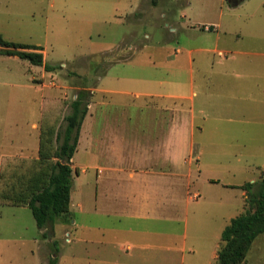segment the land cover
<instances>
[{
  "label": "rangeland",
  "instance_id": "374dc122",
  "mask_svg": "<svg viewBox=\"0 0 264 264\" xmlns=\"http://www.w3.org/2000/svg\"><path fill=\"white\" fill-rule=\"evenodd\" d=\"M206 1L214 9L201 18L218 23L219 33L188 42L193 38L171 30L174 20L190 24L189 16L182 17L172 0H158L155 5L139 0V8L130 15L115 14L116 7L130 0H0L3 38L42 46L45 63L56 66L45 73L44 65L0 54V154L37 158L40 129L33 123L40 125L42 114L57 108V133L83 86L142 91L150 85L157 92L172 90L185 98L175 99L176 104L158 98V107L150 105L156 111L139 108L150 101L143 95L105 94L108 101L126 105L118 119L129 120L132 131L141 125L136 121L161 119L160 109L167 104L176 108L184 104V109L175 111L185 110L182 115L190 119L188 111L194 110L192 181L185 188L176 186L177 194L189 197L185 203H192L188 246L208 229L218 231L228 216L244 213L249 204L243 185L264 175V0H245L237 6L226 0L222 8L220 0ZM217 36L229 52H195V61H190L189 43L214 44ZM180 47L186 48L177 52ZM48 99L57 107L45 103ZM97 117L103 118L104 111ZM75 162L73 167L88 163L83 147ZM82 168L73 173L72 203L115 201L113 193L105 192V183L98 185L96 171L82 173ZM37 229L31 208L1 206L0 236L26 239H0V264H44L56 248L53 256L58 264H73L75 242L67 243L64 234L49 233L53 242L39 252L33 241ZM201 252L207 257L206 247ZM244 264H264V233Z\"/></svg>",
  "mask_w": 264,
  "mask_h": 264
},
{
  "label": "crops",
  "instance_id": "0c3cea01",
  "mask_svg": "<svg viewBox=\"0 0 264 264\" xmlns=\"http://www.w3.org/2000/svg\"><path fill=\"white\" fill-rule=\"evenodd\" d=\"M135 1L136 3H133L134 0H130L123 7H116L115 14H133L140 5L139 0ZM172 1L176 2L178 9L183 11L182 17L189 16L190 24L174 20L171 30L193 38L188 42H194L195 38H203L205 34L219 33L218 23L201 18L208 11H213L214 5L210 1ZM225 1L220 0L221 8ZM243 1L245 0L234 4L228 0L232 6H237ZM185 48L180 47L176 51ZM186 50L192 62L195 61V52L219 54L229 52L227 47L219 45L218 36L214 44L189 43ZM44 70L47 73L45 66ZM88 88L92 92V101L88 106V118L84 119L81 126L72 163L73 166H77L75 154L83 147L88 155V163L79 164L78 167H83L82 173L94 169L98 185L105 183L107 186L105 192L113 193L115 201L71 202L70 213L55 220L53 232H50L51 237L56 233L64 234L67 243L75 242L78 248L71 254L73 264H83L81 260H86L87 264H211L217 258L221 244V241H218L219 237L221 238L225 226L236 216H228L225 220L227 224L221 226L218 231L208 229L205 232L207 235L194 240L192 245L188 246L189 214L192 203H185L189 197L181 193L177 194L176 186L185 188L190 186L192 181L194 150L192 132L196 126L193 121L194 110L188 111L192 115L190 119V115L189 117L182 115L187 113L185 110L178 113L175 111L184 109V104L180 108L167 104L165 108L160 109L161 119L156 116L157 119L152 121H136V124L141 125L137 126V130L132 131L129 120L118 119L122 113L125 114L126 105L120 100L108 101L105 93L111 96L117 92L130 93L136 97L143 95L150 98V101H145L146 103L139 105V108L155 111V107H158V98H170L174 102L175 99L185 96L172 90L157 92L150 85H146L145 90L142 91ZM195 94L193 90L192 95ZM152 102L155 107L150 106ZM189 108L192 109V105ZM103 111L104 117L98 118L97 116ZM115 112L120 115L117 116ZM33 127L40 129L37 123H33ZM38 134L37 151H39L40 131ZM5 156L27 157L0 154V157ZM198 197L199 194L195 193L194 198ZM1 206L28 207L0 203ZM220 218L224 220L225 216L222 215ZM45 232L47 229L38 227L37 233L33 236L39 252L47 248L48 243L53 242L48 238L49 236L44 235ZM0 239L21 241L20 239L26 237L18 239L12 236H0ZM199 247L202 250H199ZM205 247L208 255L203 258L201 251ZM32 252L34 253V250ZM44 264H49V260L46 259Z\"/></svg>",
  "mask_w": 264,
  "mask_h": 264
},
{
  "label": "trees",
  "instance_id": "16d2710c",
  "mask_svg": "<svg viewBox=\"0 0 264 264\" xmlns=\"http://www.w3.org/2000/svg\"><path fill=\"white\" fill-rule=\"evenodd\" d=\"M157 1L152 0V3L155 5ZM42 50L40 45L8 41L0 34V54L18 56L32 64L44 65L47 71L56 68L44 62ZM91 96L92 92L87 86L78 90L76 98L70 103V112L64 117L65 126L57 133V105L49 99L45 101L56 109L42 114L39 156L0 157V203L27 205L38 227L47 229L45 236L53 232L58 217L70 213L73 173H79V167L72 166V158L77 150ZM243 188L247 191L249 208L225 226L215 264H244L253 243L264 233V175L258 181L245 183ZM53 251L59 250L56 248ZM53 254L49 264H58V257Z\"/></svg>",
  "mask_w": 264,
  "mask_h": 264
}]
</instances>
